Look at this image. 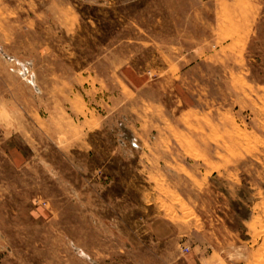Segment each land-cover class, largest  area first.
<instances>
[{
  "label": "rangeland",
  "instance_id": "374dc122",
  "mask_svg": "<svg viewBox=\"0 0 264 264\" xmlns=\"http://www.w3.org/2000/svg\"><path fill=\"white\" fill-rule=\"evenodd\" d=\"M0 264H264V0H0Z\"/></svg>",
  "mask_w": 264,
  "mask_h": 264
}]
</instances>
